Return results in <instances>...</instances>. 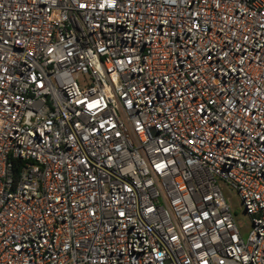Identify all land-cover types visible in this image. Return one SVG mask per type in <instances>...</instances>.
Instances as JSON below:
<instances>
[{
  "label": "built area",
  "instance_id": "built-area-1",
  "mask_svg": "<svg viewBox=\"0 0 264 264\" xmlns=\"http://www.w3.org/2000/svg\"><path fill=\"white\" fill-rule=\"evenodd\" d=\"M0 264H264V0H0Z\"/></svg>",
  "mask_w": 264,
  "mask_h": 264
},
{
  "label": "rangeland",
  "instance_id": "rangeland-1",
  "mask_svg": "<svg viewBox=\"0 0 264 264\" xmlns=\"http://www.w3.org/2000/svg\"><path fill=\"white\" fill-rule=\"evenodd\" d=\"M226 196H228L230 198V203H231L233 209L237 213L238 221L240 223H242L244 225V227H247V225H246L247 218L245 217L244 214L241 213L242 209H241L239 197L237 196V194L234 191H226Z\"/></svg>",
  "mask_w": 264,
  "mask_h": 264
}]
</instances>
